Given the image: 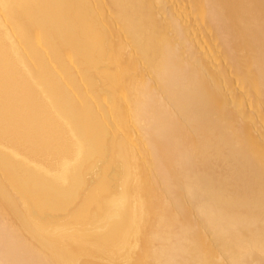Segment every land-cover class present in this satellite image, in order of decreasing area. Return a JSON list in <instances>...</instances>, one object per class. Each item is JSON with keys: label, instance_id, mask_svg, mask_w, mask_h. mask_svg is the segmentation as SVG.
Segmentation results:
<instances>
[{"label": "bare ground", "instance_id": "6f19581e", "mask_svg": "<svg viewBox=\"0 0 264 264\" xmlns=\"http://www.w3.org/2000/svg\"><path fill=\"white\" fill-rule=\"evenodd\" d=\"M0 264H264V0H0Z\"/></svg>", "mask_w": 264, "mask_h": 264}]
</instances>
